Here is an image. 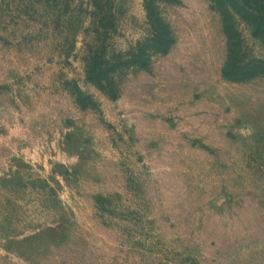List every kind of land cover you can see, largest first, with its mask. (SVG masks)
<instances>
[{"label": "rangeland", "instance_id": "rangeland-1", "mask_svg": "<svg viewBox=\"0 0 264 264\" xmlns=\"http://www.w3.org/2000/svg\"><path fill=\"white\" fill-rule=\"evenodd\" d=\"M96 1L0 0V264H264V44L158 0L174 42L113 98L90 50L153 29L145 0Z\"/></svg>", "mask_w": 264, "mask_h": 264}, {"label": "trees", "instance_id": "trees-1", "mask_svg": "<svg viewBox=\"0 0 264 264\" xmlns=\"http://www.w3.org/2000/svg\"><path fill=\"white\" fill-rule=\"evenodd\" d=\"M157 1L145 0L148 21L153 29L152 36L138 41L136 46L128 51L112 55L107 54L105 47L100 45L91 49L86 58L87 78L113 98L118 96L115 78L117 73L124 74L127 67L147 66L152 53H166L174 42L168 25L163 20L156 6ZM212 1L216 4L222 15L225 30L229 37L231 29L234 34L238 33L235 28L228 29L227 26L228 21L232 18L231 10H234L249 22L252 34L258 37L264 44V0H242V2L239 0ZM253 1L256 2L255 6L252 4ZM95 3L97 8H102L103 5L100 2L95 0ZM230 58L231 55L227 58L223 69L225 75H230L227 71L228 66L232 64Z\"/></svg>", "mask_w": 264, "mask_h": 264}]
</instances>
